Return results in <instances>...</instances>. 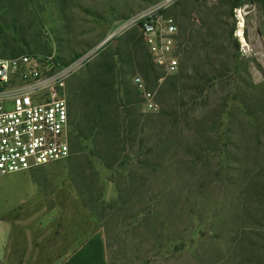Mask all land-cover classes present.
<instances>
[{"label": "rangeland", "instance_id": "1", "mask_svg": "<svg viewBox=\"0 0 264 264\" xmlns=\"http://www.w3.org/2000/svg\"><path fill=\"white\" fill-rule=\"evenodd\" d=\"M162 1L0 0V57L40 52L66 63L105 41L69 78L68 94L92 79L120 85L122 106L109 112L119 114L126 146L116 167L97 164L84 181L68 160L0 177V264H62L98 230L112 264H264V0L165 4L180 68L153 113L130 88L135 75L153 87L156 73L128 63L144 59L139 28L111 35ZM74 103L70 118L88 153L92 123ZM87 186L113 203L102 219L82 205Z\"/></svg>", "mask_w": 264, "mask_h": 264}, {"label": "built area", "instance_id": "2", "mask_svg": "<svg viewBox=\"0 0 264 264\" xmlns=\"http://www.w3.org/2000/svg\"><path fill=\"white\" fill-rule=\"evenodd\" d=\"M169 1L137 12L111 35L131 26L140 30L158 71L153 87L141 75L132 78L146 112L160 110L157 93L180 68L177 24L172 16L161 12ZM102 44L66 63L51 53L0 57V177L71 156L68 80Z\"/></svg>", "mask_w": 264, "mask_h": 264}, {"label": "trees", "instance_id": "3", "mask_svg": "<svg viewBox=\"0 0 264 264\" xmlns=\"http://www.w3.org/2000/svg\"><path fill=\"white\" fill-rule=\"evenodd\" d=\"M142 45L144 49V59L142 60V62L139 59L135 61L134 59L137 57H135L136 54H133V56H131V58L128 60V63L130 66H135L136 63V65L144 66L148 71L153 70L156 73L154 74V76H152V78L155 79L158 71L155 69L154 63L147 51L143 40ZM178 76L179 75L177 74L173 78H178ZM130 88L136 90L140 98V103L142 104L140 94L132 81H130ZM119 89L120 85H118L117 88L110 89L101 85V83H99L97 79H92L90 81H86L85 83L83 82V84L73 90V92L71 93L73 97L72 99L69 95V104L73 106L75 105V101H81L82 104L79 109H81V111L83 112H86L92 123L89 130V138L91 137L92 145L89 148V152L84 153L83 148L81 147V142L79 141L80 135L76 133V127L71 121L70 141L72 152L71 156L66 160L69 161V171L73 176H75V178L80 179L81 181H84L85 178H87L86 174L89 171L92 175L97 174V164L102 166L104 165L109 169H113L114 167H116V161L118 160L119 153L126 150V146L121 144V141L119 140L121 133V131L118 129L120 122L119 114L116 113L114 118H111L109 112L110 106H115L116 110L118 109V107L122 106L119 99ZM128 103L130 102L127 100V104ZM76 115L77 113L75 112V117L73 118V120L76 119ZM141 121V115H138L135 119V124L139 132L144 130V125L141 123ZM100 137L104 138V144H100V142H98V139ZM139 162L144 163L143 160H139ZM76 185H79L78 187L80 189V184H78V182L76 183ZM90 190L91 189H89L88 193L89 201L87 202L86 200L82 199V205L84 208L89 209L94 217H96L97 219H102L105 211L107 209L113 208V203L111 202L106 204L103 199L102 192L100 193V195H98V197L95 198ZM79 195L83 196V193L79 191ZM78 247L76 249H78ZM108 247L109 244L107 242V249H109ZM76 249L74 251H76ZM109 264H112L110 260Z\"/></svg>", "mask_w": 264, "mask_h": 264}, {"label": "crops", "instance_id": "4", "mask_svg": "<svg viewBox=\"0 0 264 264\" xmlns=\"http://www.w3.org/2000/svg\"><path fill=\"white\" fill-rule=\"evenodd\" d=\"M62 264H109L105 232L93 233Z\"/></svg>", "mask_w": 264, "mask_h": 264}, {"label": "bare ground", "instance_id": "5", "mask_svg": "<svg viewBox=\"0 0 264 264\" xmlns=\"http://www.w3.org/2000/svg\"><path fill=\"white\" fill-rule=\"evenodd\" d=\"M242 12L240 11V10H238V15H239V17H241L240 19V27H242V25H243V18H242V14H241Z\"/></svg>", "mask_w": 264, "mask_h": 264}]
</instances>
